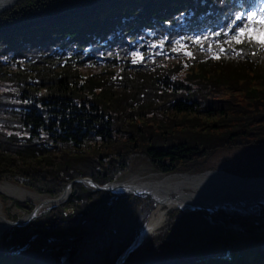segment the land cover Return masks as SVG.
Returning <instances> with one entry per match:
<instances>
[{
  "label": "trees",
  "instance_id": "obj_1",
  "mask_svg": "<svg viewBox=\"0 0 264 264\" xmlns=\"http://www.w3.org/2000/svg\"><path fill=\"white\" fill-rule=\"evenodd\" d=\"M84 1L20 0L0 14V26L6 31L28 17L17 15V9L63 16ZM120 2L124 8L107 11L118 14L104 17L99 35L76 25L78 19L95 20L100 9L90 8L69 16L74 22L54 25L51 20L52 25L0 34V83H8L0 89V180L56 196L74 178L91 177L100 184L114 180L128 170L134 155L169 173L194 170L219 149L244 146L254 148L248 161L227 170L264 176V46L232 41L230 23H221L233 18L235 2ZM112 29L110 42L101 34ZM41 36H53V46ZM97 42L110 48L85 49ZM11 46L26 52L15 56ZM12 203L23 212L33 209L27 202ZM151 208L147 199L117 198L74 183L66 203L13 229L5 241L10 247L26 244L23 252L35 254L27 264H41L38 253L63 260L67 250L81 257L74 259L77 264H114ZM229 216L227 211L196 216L172 210L169 230L123 264H173L212 253L222 242L247 239L223 226L221 220Z\"/></svg>",
  "mask_w": 264,
  "mask_h": 264
},
{
  "label": "bare ground",
  "instance_id": "obj_2",
  "mask_svg": "<svg viewBox=\"0 0 264 264\" xmlns=\"http://www.w3.org/2000/svg\"><path fill=\"white\" fill-rule=\"evenodd\" d=\"M9 1L0 0V5ZM248 181L230 177L222 169L216 172L205 171L198 174L183 173L169 176H162L152 171L144 175L130 173L119 177L109 188L117 195L137 193L150 196L153 200L155 207L149 215L145 230L139 237L145 241L158 231L165 220L168 209L176 207L190 211L194 208H211L210 202L220 201ZM253 183L264 184L262 180H255ZM0 192L18 199L30 198L38 206L36 212L44 210L45 205L48 207L60 201H48L46 196L7 182L0 183ZM66 194L67 192L65 196ZM262 199L257 192H243L233 198H228L227 201L228 204L233 205L232 207L247 210L261 203ZM44 203L45 205L41 206ZM4 217L0 206V239L6 229V225L2 223Z\"/></svg>",
  "mask_w": 264,
  "mask_h": 264
},
{
  "label": "rangeland",
  "instance_id": "obj_3",
  "mask_svg": "<svg viewBox=\"0 0 264 264\" xmlns=\"http://www.w3.org/2000/svg\"><path fill=\"white\" fill-rule=\"evenodd\" d=\"M90 2L92 3V5L102 6L101 7L102 11H105V12L109 9L108 7H110V5L107 4L106 0H102V1H98V2H92V1H90ZM103 5H105V6H103ZM250 150H254V148H250V147L245 148V146H244L242 148L222 149V150L218 151L216 154H214L213 156H211L209 159H206L204 161H202L203 159L199 160L200 164L196 165L194 170H201V169H206V168H213V169H216V168H222V169L223 168H236L238 163L240 164V163H245L248 161L247 154L249 155ZM152 171L154 172L155 170L145 157H142L141 155H134L131 158L130 163L128 164V170L126 171V173H124L123 175H120V176L123 177L127 174H130V173L144 175V174H146L148 172H152ZM193 172H197V171H193ZM9 183H11V182H9ZM15 183H16L15 181H12L11 184L17 186ZM18 187L22 188L23 186H18ZM23 189L27 190L29 188L23 187ZM5 196L12 198L9 195H5ZM23 200H25V199H23ZM29 200H30V198H29ZM30 201L32 204L34 203V201H32V200H30ZM0 205L2 206V210H3L4 215H6L7 217H10V219H14L12 216L13 214H15L17 216L22 215L20 212V209H16V208L10 206V201H7L5 203L0 201ZM251 210H252L251 212L247 211L248 213H246V215L231 218L230 221L221 220V223L223 224V226L234 227L233 230L239 236H243V237L249 236V235L252 237L258 236L257 238L259 239L261 236L264 235V205H262V207L259 206L257 208H252ZM44 211L42 214H45L48 212L46 210H44ZM170 211H172V210L170 209L168 211V213ZM168 213L166 216L165 223L159 229L160 232L153 235L151 237L152 238L151 241L155 240L160 235H164L169 230V225H166L167 220H168ZM20 222H21V220H19L18 223H20ZM21 225H24V227L29 226V225H27V222L22 223ZM7 232H8V230H6V232L4 231L3 234H5ZM203 250H207V249H203ZM41 255L43 257L50 256L47 253H42ZM51 255L55 256L53 254H51ZM72 257L77 261H80V258H81L80 256H78V253L76 252V250H73V252L71 253L70 258L72 259ZM47 260L53 264H57L56 261H58L60 264H65V263L67 264V261H64L65 260L64 258H63V260H60V259H56L55 257H50V258H47Z\"/></svg>",
  "mask_w": 264,
  "mask_h": 264
},
{
  "label": "snow or ice",
  "instance_id": "obj_4",
  "mask_svg": "<svg viewBox=\"0 0 264 264\" xmlns=\"http://www.w3.org/2000/svg\"><path fill=\"white\" fill-rule=\"evenodd\" d=\"M235 19L241 21L247 19L248 23L243 27L237 26L233 31L232 41L236 44L244 42H255L264 46V6H261L256 11L236 15Z\"/></svg>",
  "mask_w": 264,
  "mask_h": 264
},
{
  "label": "water",
  "instance_id": "obj_5",
  "mask_svg": "<svg viewBox=\"0 0 264 264\" xmlns=\"http://www.w3.org/2000/svg\"><path fill=\"white\" fill-rule=\"evenodd\" d=\"M255 180H262V183L264 182V178H254V179H251V182L250 183H246L247 185L246 184H243V185H241L240 188L235 189V191L233 190L235 193L234 192H231L229 195H227V197L222 198L220 201H212V202H210V206L213 209L215 207H219L220 205H223L224 203H227L228 202L227 201L228 198H233V197H235L237 195H240L243 192H257L262 197H264V184L261 185V183H258V184L257 183H253V181H255ZM82 182L85 183V184L93 185V186H95L96 188H99V189L101 188V187L97 186L96 184H94L90 180H82ZM102 189H108L109 190V188L107 186L102 187ZM136 245L137 244H133L130 247L129 251L132 250ZM125 255L120 259L119 262H121L123 260V258L125 257Z\"/></svg>",
  "mask_w": 264,
  "mask_h": 264
}]
</instances>
